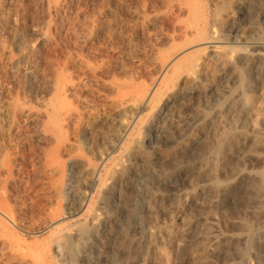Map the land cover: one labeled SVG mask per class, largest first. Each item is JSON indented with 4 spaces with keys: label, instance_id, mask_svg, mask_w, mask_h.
Masks as SVG:
<instances>
[{
    "label": "rangeland",
    "instance_id": "rangeland-1",
    "mask_svg": "<svg viewBox=\"0 0 264 264\" xmlns=\"http://www.w3.org/2000/svg\"><path fill=\"white\" fill-rule=\"evenodd\" d=\"M58 1L0 0V8L17 11L16 25L5 22L0 28V264H188L196 248L211 247L202 236L204 226L219 240L237 236L240 254L232 250L226 256L209 249L202 262L264 264V144L252 142L264 141V83L259 78L246 85L237 80L224 92L226 100L213 97L215 90L222 91L224 76L242 74L239 51L252 50L228 37L232 23L249 20L248 10L239 6L244 0H70L71 14L59 10ZM224 14L231 19L222 25ZM251 24L258 26L252 38L263 41L264 19L255 17ZM33 25L42 37L32 34ZM203 32L221 48L214 59V74L200 82V93L193 99L199 111L213 117L214 110L220 109L225 115L227 101H247L243 119L229 129L233 141L218 151L214 178L190 175L189 182L166 183L165 176H158L165 188L157 190L156 185L142 182L140 174H132L123 184V193L132 192L129 203L142 204L147 195H156L155 201L162 196L163 208L156 209L153 203L155 210L145 215L142 230L118 202L120 210L113 220L93 232L91 218L76 214L79 197L89 202L93 214H101L91 177L82 168H100L105 178L118 174L126 160L119 155L121 150L111 146L116 128L119 147H130L137 139L151 147V135L145 138L144 131L152 121L150 109L134 108L116 117L111 115L114 103L140 93L153 94L167 79L166 73L173 71L171 67L160 72L158 65L171 62L174 54H180L176 60L189 64L208 58L211 51L200 42ZM190 44L193 47L182 52ZM229 61L232 65L224 69L219 63ZM28 65L34 66L38 80L33 89L22 74ZM69 82L86 90L61 96L57 90ZM67 107L77 113L70 121L61 113ZM22 108L34 117H20ZM187 113L183 110L181 116ZM161 117L166 126L173 122L169 112ZM201 126L203 122L191 133ZM86 128L83 137L77 136ZM45 130L54 135L51 140L42 137ZM239 157L235 169L231 161ZM52 158L58 172L50 168ZM73 160L83 164L79 174L72 168ZM240 172L250 174L259 195L250 198L241 191L227 209L216 200L211 202L213 189L221 190L228 180L238 183ZM192 198L191 210L183 209ZM187 215L194 223L180 242L183 248L177 257L167 237L179 232ZM52 221L55 225L49 227L46 223ZM61 232L73 238L71 253L60 250ZM116 237L122 246L114 243Z\"/></svg>",
    "mask_w": 264,
    "mask_h": 264
},
{
    "label": "bare ground",
    "instance_id": "bare-ground-1",
    "mask_svg": "<svg viewBox=\"0 0 264 264\" xmlns=\"http://www.w3.org/2000/svg\"><path fill=\"white\" fill-rule=\"evenodd\" d=\"M239 6L245 7L248 10L247 14L249 15V20L246 24L245 22L238 21L232 23L229 26L228 37L232 38L234 41L247 44L252 50L239 51V59H241L240 68L242 74L232 72L230 75L223 77L224 83L221 87L222 91H214L213 97L215 96V100L217 101L227 99L224 92H229L231 89V84H235L237 80L246 85L247 82L250 83L252 80H254L253 78H259V80L264 83V40L262 41L260 39L256 40L252 38L253 33L258 31V26L251 24V20L255 17L258 19H264V0H244L239 4ZM56 7L59 10L66 11L71 14L72 7L70 0H60L56 3ZM230 16V14H224L220 18L222 25H225V23L231 19ZM5 22L15 26L17 23V11L9 9L5 10L4 7H1L0 28ZM31 32L35 36L42 37V31L38 29L36 25L31 27ZM82 39L84 41L88 40L89 35L85 33ZM200 42L202 45H205L210 49L211 55L208 58L203 61H193L189 64L180 62L179 60L181 58L176 60L180 54H174L170 57L173 58L171 62H169V59L168 61L161 62L158 65L160 72H167V70L171 67L173 71L170 75L166 73L165 78L167 79H164V83L161 84L160 87L155 92H153V94H149L147 92L140 93L132 98H126L114 103L113 109L111 110V115L116 117H121L123 114L134 108L139 110H142L143 108L150 109L152 121L147 127L146 125L144 127V131L146 132L145 138L146 136L148 137L151 135L150 148H147L144 145L145 141L141 139L134 140L132 146L130 147H124L122 145L119 147V144L117 143V138H119L118 129L113 128L114 130L112 129L113 131L111 133L112 140H110L111 146L115 147L117 150L119 149V151L121 150L119 155H122V157L126 160L125 164H121L122 166L116 176L113 175L112 178H108L109 176L105 178L102 176V170L100 168H85L78 160H73L71 162L73 165L72 168L74 167L77 174H79L81 171V167H83V171L89 174V177H91V185L95 187V191L98 195L96 205L98 206L99 211H101V214H93L91 212L92 210L90 211L92 207H89V202L85 201L86 199L80 197L78 200L79 207L76 212L79 217L82 216L85 218H91L93 232H97V230H99L102 225H105L113 220L115 213L120 210L118 202H120L123 209L129 214L131 220H135L138 225L139 223L141 224L140 228L142 230L145 229V225L143 226L146 218L145 215L149 216L152 211L155 210L153 209V203L156 204V209L163 208V205L161 204L162 196L159 198V200L155 201L154 198L156 195H154V198L147 195L146 200H144L142 204L129 203L133 197L132 192L123 193V184L128 182L132 174H140L142 182L145 184L156 185L157 190H162L165 188L162 186L164 185L162 181H157L158 176H165L164 178H166V183H172L179 180L189 182L191 181V176H197L198 179L210 178L209 180L214 178V172L216 169L215 165L217 157H219L218 151L220 148H222V145L233 141V136L231 133H229V129L233 126H237L238 123L243 119L244 109L247 101L245 100L242 103H237L233 100L227 101V110L225 115H223L220 109L214 110L213 117H209L208 115H205L199 111L197 103L193 99L200 93V82L204 78L210 77L214 74V67L216 66L214 63L217 62V60L214 62V59L216 57L217 51L221 48L219 45H217L218 43L216 42L215 38L207 37L204 32L200 35ZM192 47L193 44L188 46L182 52L185 53ZM219 63H221L222 66L224 65L223 69L232 65L231 61ZM22 74L26 77V85L29 89H33V87L38 85L36 71L33 65L26 66L23 69ZM50 87L53 88L51 85ZM54 88L56 89L57 86L54 85ZM74 89H80L82 91L86 90L84 85L75 82H69L64 84L57 91L60 92L61 96L69 97ZM156 97H158L157 100H155ZM44 101L43 103H49ZM68 108L69 107L61 111V113L63 112V117H65L66 120L73 118L77 114L75 109L72 110L71 108ZM183 110L188 111L185 117L181 116ZM167 112H169L171 117L169 118L173 122H171V125L169 122L170 126H166V123L164 124L162 122L164 124V126H162V123H160L162 119L161 116ZM19 115L25 120L32 119L34 117L32 111L28 109L26 110L25 108L19 110ZM201 122H203V127H199L196 130V133H191L195 127L201 125ZM125 125L126 124L124 122H120V126L122 128H126L127 126ZM178 128L183 131H180L179 133L176 132ZM87 131V128L83 129L77 133V136L83 137ZM41 135L43 138L48 140H51L54 136L52 133H49L46 130L43 131ZM109 138L111 139V137ZM252 142L253 145L259 146L264 144L262 139H254ZM120 157L121 156H119L118 159H120ZM241 159L242 157L235 159L237 160L236 163L235 160L231 161L233 162L235 169H238V162ZM50 164H52L50 167L52 171L58 172L59 166L57 165V161H55L54 158L51 159ZM14 166V171L18 172V164ZM190 169L193 171V174L189 173ZM239 175L242 179L238 181V183L228 180L226 186L221 190H211L212 193L210 195V201L214 202L216 200L220 203L221 208L227 209L231 204H234L237 201L238 193L241 191L245 193V195L248 194L250 198H253V196L257 197L256 195L258 194V189L255 183L252 182L250 174L246 173L244 175L240 172ZM86 198L90 199V197ZM158 201H160V204H158ZM72 202L74 201L72 200ZM194 204L195 201L192 198L189 200V202H187L183 209L187 211L191 210ZM164 210L167 215L171 212L168 210L166 211V209ZM54 223L52 221L46 224H48L50 227L54 226ZM193 223L194 219L191 215L184 216L180 221L179 232L176 235L167 237V244L172 248L175 256L178 257L180 255L183 248L180 242L183 241L187 232L191 231ZM122 232L124 233V231ZM202 236L211 241V247L196 248L191 252L187 261L188 264H207L206 262L204 263L202 261L207 256L209 249H211L213 252L217 251L219 253H223L226 256L227 254L229 255L232 250L239 253L237 246L238 244H236V241L239 240L237 236L226 237L223 240H219L217 237L213 236L212 229L208 226H204L202 230ZM261 236L263 239V252H261L263 253V256L261 257L264 260V234ZM72 239V236L62 233L58 237L60 246H57H59L60 250H63V252L66 251L71 253V245L73 242ZM119 240V237H116L114 239V243L122 246V243L119 242ZM231 241H234V243L230 245L226 244L227 242ZM260 259L257 261L261 262Z\"/></svg>",
    "mask_w": 264,
    "mask_h": 264
}]
</instances>
